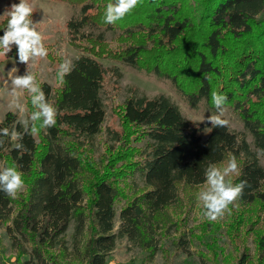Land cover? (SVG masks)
<instances>
[{
  "label": "trees",
  "instance_id": "trees-1",
  "mask_svg": "<svg viewBox=\"0 0 264 264\" xmlns=\"http://www.w3.org/2000/svg\"><path fill=\"white\" fill-rule=\"evenodd\" d=\"M53 1L79 6L78 15L66 23L71 42L102 43L106 32L116 30L129 38L141 36L124 44L120 61L170 80L191 107L211 97L213 80L222 75L216 60L227 57L228 44L245 39L248 46L231 74H224L227 84L220 92L227 94L226 106L239 116L253 148L264 153V116L254 107L264 100V27L255 31L264 23L260 20L264 0H202L200 9L194 11L188 8V0H139L131 14L114 24L102 19L108 0ZM8 18L0 20V35ZM12 48L17 52L15 44ZM166 54L173 61L165 60ZM185 54L192 58L189 73L183 71ZM72 62L73 71L56 92L46 83L41 85L57 107V123L43 129L40 144L33 133L25 131L15 112L7 111L0 119V127L24 133L22 143L27 149H16L10 137L0 144V168L15 164L26 181L23 196L11 198L0 192V228L4 227L12 251L20 257L18 264H105L122 238L130 247L154 256L161 233L173 223L170 210L181 206L178 186L204 184L206 168L230 156L240 161L234 183L247 181L236 200L243 206L259 203L264 211V168L243 133L228 125L194 124L169 97L135 92L122 104V117L134 129V136L112 130L109 134L115 143L136 145L138 160L119 179H95L88 198L79 148L93 144L105 119L101 96L105 68L85 52ZM189 75L192 85L185 79ZM119 182L126 184L128 193ZM71 223L69 250L65 235ZM255 242L256 259L242 252L233 264H264V230ZM177 246L188 249L184 235ZM70 257L78 262H69Z\"/></svg>",
  "mask_w": 264,
  "mask_h": 264
},
{
  "label": "rangeland",
  "instance_id": "rangeland-1",
  "mask_svg": "<svg viewBox=\"0 0 264 264\" xmlns=\"http://www.w3.org/2000/svg\"><path fill=\"white\" fill-rule=\"evenodd\" d=\"M18 2L19 0H0V20L8 16V8ZM29 2L33 7V22L36 23L37 30L42 34L48 54L46 57L30 59L27 63L18 60L17 52L13 48L6 55L0 54V119L7 111H12L18 115L22 122L34 110V106L30 102L31 94L26 89H18L19 100L25 106L24 110L21 111L11 106L12 96L9 89L13 87L11 79L15 75L32 73L40 86L42 83H46L56 92L61 86L56 72L62 60L73 61L81 52H85L100 62L105 68L101 93L105 119L100 133L93 139V144H86L79 148L83 164L82 179L88 198L91 196V186L95 179L104 176H118L119 179L122 171L127 170L130 164L138 160L137 149L134 147L136 145H133L132 142L131 145H128L127 142L125 144L115 143L111 141L109 134L110 130L121 132L122 135L127 134L130 137L134 134V129L122 117L123 101L133 92L148 97L165 95L176 103L182 115L194 124L207 125L210 123L204 117L216 112L211 97L209 100H201L195 107H191L170 80L128 66L120 61L118 54L124 44L139 41L141 36L129 38L125 33L116 30L106 32L105 40L102 43L85 40L74 43L70 41L66 23L70 18L78 15V5L70 6L53 0H29ZM201 2L202 0H188V8L193 11L197 8L200 9ZM260 20H264V13ZM262 27H264L263 22L258 24L255 31L259 33ZM259 39L260 37L257 40ZM244 44L245 39L229 43L224 50L228 52L227 57L221 55L217 58L216 63L220 67L222 75L213 80V91L220 92L221 88L227 84L225 83L227 75L224 77V74L232 72L237 60H240L241 51H244L248 46ZM256 47L257 45L252 48ZM185 56L187 63L183 71L189 73L192 58L188 54ZM164 58L173 61L169 54H166ZM191 74H194V71ZM185 79L189 83L193 80L191 75L185 76ZM190 84L192 85V83ZM231 86L232 84H229L227 87L232 88ZM187 88L190 90L189 87ZM254 107L255 111L264 116V100L255 103ZM223 118L229 121L228 126L231 130L243 133L253 148L250 135L244 131L242 121L230 107L226 106ZM42 132L43 129L34 133L39 144L42 140ZM207 133L208 129L202 132V137H206ZM254 151L259 163L264 168V153L255 149ZM227 162L228 159L215 166L223 167ZM237 162L240 165V161L237 160ZM236 176V173H231L226 179H230L234 183ZM136 182L139 184L137 179ZM118 185L124 188L126 193L129 192L125 183L119 182ZM206 187V182L195 187L178 186L181 206L170 210L173 223L167 231L161 233L159 250L154 256L150 257L149 251L130 247L122 238L117 240L115 248L107 256L105 264H233L242 252L249 254L255 260L257 254L256 235L264 230V211L260 204L243 206L235 199L224 211L223 216L216 220H209L204 215L203 202L198 198L199 192ZM25 191L24 185L18 195L23 196ZM121 204L122 202L119 201L115 205L117 212L114 219L115 229L118 225V209ZM72 233L73 223L69 225L65 235L66 246L69 250H72ZM183 235L188 240V249L186 250L179 249L177 246L179 237ZM67 260L72 263L78 262L74 257L67 258ZM19 261L20 257L12 251L4 227H1L0 264H18Z\"/></svg>",
  "mask_w": 264,
  "mask_h": 264
},
{
  "label": "clouds",
  "instance_id": "clouds-1",
  "mask_svg": "<svg viewBox=\"0 0 264 264\" xmlns=\"http://www.w3.org/2000/svg\"><path fill=\"white\" fill-rule=\"evenodd\" d=\"M139 0H108L103 21L106 24H114L121 20L126 14L132 12L138 5ZM33 7L29 0H19L8 8L7 26L3 28V35H0V54L6 55L11 51L13 44L17 46V56L20 62H28L35 57H46L48 49L44 46L42 34L37 30L36 23L32 19ZM75 65L70 59L60 62L56 72L58 80L63 82L67 74L73 71ZM13 87L9 89L12 100L11 106L23 111L24 105L19 100L18 89H26L30 94L31 105L34 110L29 117L22 121L25 131L37 133L41 129L54 126L57 123V107L45 96V92L37 82L32 73L26 72L22 75H15L11 79ZM211 102L216 109L215 113L204 117L211 126H225L229 121L223 118L226 111L228 96L226 93L213 91ZM30 125V127H29ZM24 133L18 132L15 128L0 127V144L4 143L5 137L16 141L14 147L27 151L22 143ZM240 169L235 156H230L226 166L217 167L209 165L205 170L206 189L199 192L198 198L203 202L204 215L209 220H216L223 216L229 204L241 195L247 183L245 180L233 183L226 179L231 173L239 175ZM26 181L19 166H5L0 168V192L11 198H16L23 190Z\"/></svg>",
  "mask_w": 264,
  "mask_h": 264
}]
</instances>
